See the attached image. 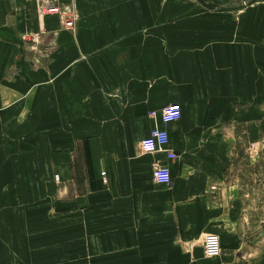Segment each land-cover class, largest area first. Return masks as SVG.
I'll list each match as a JSON object with an SVG mask.
<instances>
[{
  "label": "crops",
  "instance_id": "0c3cea01",
  "mask_svg": "<svg viewBox=\"0 0 264 264\" xmlns=\"http://www.w3.org/2000/svg\"><path fill=\"white\" fill-rule=\"evenodd\" d=\"M42 1L0 0V264H264L223 194L264 116V2L51 0L73 30ZM156 126L176 159L141 151Z\"/></svg>",
  "mask_w": 264,
  "mask_h": 264
},
{
  "label": "rangeland",
  "instance_id": "374dc122",
  "mask_svg": "<svg viewBox=\"0 0 264 264\" xmlns=\"http://www.w3.org/2000/svg\"><path fill=\"white\" fill-rule=\"evenodd\" d=\"M261 1L264 2V0H238L235 7L240 9L239 5L253 6L261 3ZM42 2V8L38 10L39 14L42 12L44 16H52L62 11V4L59 6L52 5L53 1L51 0H43ZM70 10L62 11L64 14L70 13L62 19V27L74 30L77 16ZM238 14L236 12V16ZM70 21L74 22L73 28L70 27L73 24L67 26ZM22 37L25 41L26 37ZM29 38H35L34 34L32 33ZM257 125L259 138L257 137L255 140L246 138L244 128L238 125L234 126V131L239 134V137L236 138V142L230 150V171L225 173L223 194L228 193L226 190L228 183L230 194V225L228 227L230 228V235L246 237L251 241L263 242L264 244V237H260L261 235L258 233L264 230V116ZM214 235L219 237L216 233Z\"/></svg>",
  "mask_w": 264,
  "mask_h": 264
},
{
  "label": "built area",
  "instance_id": "2783aa9c",
  "mask_svg": "<svg viewBox=\"0 0 264 264\" xmlns=\"http://www.w3.org/2000/svg\"><path fill=\"white\" fill-rule=\"evenodd\" d=\"M74 22L70 21L67 26H70ZM74 27V24L70 26ZM180 105L176 102H171L164 106L160 111V118L163 124L168 125L173 121L180 118ZM169 142V134L166 129L159 127H153L150 133L140 141L141 151L143 153H156L163 152L167 159L174 160L177 158V154L173 149L167 148ZM153 177L157 183L168 184L170 183V169L162 163L154 165ZM101 180L104 184L107 183V174L105 171H101ZM204 252L207 256H213L219 252L218 238L214 234L206 236L204 241Z\"/></svg>",
  "mask_w": 264,
  "mask_h": 264
}]
</instances>
